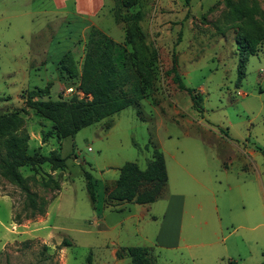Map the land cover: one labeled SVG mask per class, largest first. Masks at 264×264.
<instances>
[{
	"label": "rangeland",
	"instance_id": "obj_1",
	"mask_svg": "<svg viewBox=\"0 0 264 264\" xmlns=\"http://www.w3.org/2000/svg\"><path fill=\"white\" fill-rule=\"evenodd\" d=\"M107 4L109 10L113 3ZM108 10L102 27L117 44L115 60L121 68L128 61L126 70L140 76L148 96L114 120L105 118L63 137L25 96L51 83L53 98L84 97L80 77L65 76L58 61L71 52L80 74L89 30L83 38L70 18L62 26L64 18L55 17L59 13L50 0H0V113H19L23 121L17 133L29 134L30 153L55 150L66 159V166L55 170L49 163L21 168L37 195L35 210L27 193L0 174V264H87L89 255L93 264H103L97 255L110 252L115 236L103 219L118 218L104 203L106 184L118 178L114 166L119 163L137 161L145 168L154 148L166 154L170 169L176 153L219 154L220 161H209L213 177L228 176L239 188L258 186L264 203V0H139L131 7L117 4V18ZM139 10L140 20L121 19ZM244 42L255 43L257 50L243 67ZM142 53L145 63L139 61ZM175 62L187 88L201 94L199 106L168 73ZM87 171L96 181L97 208ZM219 205L233 230L237 224L228 215L240 211L242 201L236 200L232 210ZM254 238L245 247L253 252L250 264L264 260V231L258 242ZM158 251L151 250L155 264ZM171 254L168 263L187 264L184 249ZM126 262L131 264L129 258Z\"/></svg>",
	"mask_w": 264,
	"mask_h": 264
},
{
	"label": "crops",
	"instance_id": "obj_2",
	"mask_svg": "<svg viewBox=\"0 0 264 264\" xmlns=\"http://www.w3.org/2000/svg\"><path fill=\"white\" fill-rule=\"evenodd\" d=\"M50 1L53 9L59 13L55 17L64 18L61 19V25L65 24L66 18H70L74 25L82 28L83 38L92 28L106 33L102 27V18L105 17L104 10H108L107 0ZM110 1L113 4L108 11L114 17L116 2ZM78 41L80 43L81 39ZM111 118L114 120V116ZM163 154L168 179L161 196L151 203L109 198L119 179L120 168L127 161L114 166L118 178L107 182L104 203L108 209L117 213L118 218L111 223L103 219V224L115 234L110 252L103 250L97 255L103 258V264H126V258L131 261L128 255L117 256L119 249L130 246H146L153 251L159 249L156 253L158 264H171L168 258H171L172 251L178 249L186 251L187 264H196L198 259L202 264L252 263L253 252L247 251L245 247L254 237V241L258 242L257 235H260L261 230L264 231V203L263 198H260L259 187L256 186L255 190L247 186L239 188L234 186L228 176L223 179L213 177L209 161H220L219 154L191 152L180 156L176 153L172 155L171 169L166 154ZM152 158L153 152L147 165ZM93 179L95 181L94 176ZM239 199L243 204L242 209L232 210ZM96 202L92 203L94 208L98 207ZM221 203L231 207L228 217L232 225L237 224L231 231L229 223L224 221L226 214L220 209ZM239 228L247 229L246 233L239 232ZM165 258L167 261H164Z\"/></svg>",
	"mask_w": 264,
	"mask_h": 264
},
{
	"label": "trees",
	"instance_id": "obj_3",
	"mask_svg": "<svg viewBox=\"0 0 264 264\" xmlns=\"http://www.w3.org/2000/svg\"><path fill=\"white\" fill-rule=\"evenodd\" d=\"M139 0H115L116 5L131 7ZM190 0H188L189 2ZM116 5L113 10L116 16ZM237 16H244L238 12ZM141 10L133 15L121 16L125 22L133 19H141ZM116 42L105 32L98 28H92L86 53L84 55L81 73L77 69V62L71 52L65 53L59 61L60 71L70 78H79V89L85 93L83 98L73 96L63 99L61 96L53 98L51 95L52 84L45 87H35L27 92L26 103L38 113L52 120L57 132L63 137L72 136L82 128L99 122L105 118H111L131 104L148 96L142 79L139 75H130L125 66L128 61L124 60L121 65L116 62L114 53ZM245 52L242 66L244 67L248 55L256 54V44L252 46L247 42L241 43ZM139 61L146 62L144 53ZM151 63V62H149ZM140 64V63H139ZM174 68L168 73H173V79L182 90H187L192 97L195 106H199L203 98L201 94L187 88L180 73ZM139 70V67H137ZM243 73H240V77ZM133 81V82H132ZM134 83L135 88L126 87ZM22 117L18 112L0 113V174L11 182L19 185L26 193L29 206L36 209L40 206L36 193L30 191L26 184V177L21 168L33 167L49 163L53 169L66 166V159L57 151L50 154L29 152L28 133H17L22 125ZM112 124H108V127ZM87 189L92 203L96 202L95 181L90 172H85ZM168 173L165 157L162 151L153 149V158L145 169H141L137 162L127 161L120 168L119 179L111 190L109 198L116 200L136 201L137 203H151L161 196L166 186ZM56 188L61 185L57 180L52 181ZM43 210V209H42ZM44 211V210H43ZM68 245L70 243L66 242ZM128 255L131 264H155L151 255V248L146 246L123 247L117 251L118 257ZM232 263V262H231ZM87 264H93L92 256L89 255ZM234 264V263H233ZM264 264V261L258 263Z\"/></svg>",
	"mask_w": 264,
	"mask_h": 264
},
{
	"label": "built area",
	"instance_id": "obj_4",
	"mask_svg": "<svg viewBox=\"0 0 264 264\" xmlns=\"http://www.w3.org/2000/svg\"><path fill=\"white\" fill-rule=\"evenodd\" d=\"M68 91H71V89H69ZM82 94H83V96H85V93L84 92H82Z\"/></svg>",
	"mask_w": 264,
	"mask_h": 264
}]
</instances>
